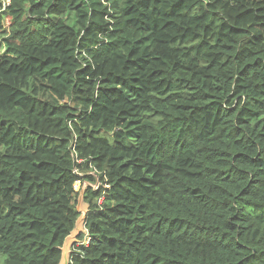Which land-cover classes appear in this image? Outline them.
<instances>
[{
	"label": "trees",
	"instance_id": "16d2710c",
	"mask_svg": "<svg viewBox=\"0 0 264 264\" xmlns=\"http://www.w3.org/2000/svg\"><path fill=\"white\" fill-rule=\"evenodd\" d=\"M9 1L4 264H264V0Z\"/></svg>",
	"mask_w": 264,
	"mask_h": 264
},
{
	"label": "water",
	"instance_id": "95a60500",
	"mask_svg": "<svg viewBox=\"0 0 264 264\" xmlns=\"http://www.w3.org/2000/svg\"><path fill=\"white\" fill-rule=\"evenodd\" d=\"M91 186L92 185H90L87 182L83 183V187H82V190L80 192L81 198H83L85 196L87 188L91 187ZM79 205L77 206L78 207L77 211L80 214V217H79L78 221L76 222L75 229L72 231V233L64 241L63 247L61 249L62 250V258H61L60 264H70L71 250L68 247V242L71 240L72 245H74L75 242L78 243L79 236L84 232L83 230H81V224H83L84 229H85V221H86V217L88 214L89 207H87V209L81 211L79 209Z\"/></svg>",
	"mask_w": 264,
	"mask_h": 264
},
{
	"label": "rangeland",
	"instance_id": "374dc122",
	"mask_svg": "<svg viewBox=\"0 0 264 264\" xmlns=\"http://www.w3.org/2000/svg\"><path fill=\"white\" fill-rule=\"evenodd\" d=\"M3 1V5H4V2L6 1V0H2ZM9 2V1H8ZM8 4V3H7ZM10 23V20L9 19H7V24H9ZM1 52L3 53L4 52V50H1ZM81 190H82V188H81ZM80 204V205H79ZM79 205V209L82 211V210H85V209H87V207H88V205L85 203V201H84V197L83 198H81V195L79 194V196H78V198H77V206ZM78 208V207H77ZM82 214V213H81ZM81 230H83L84 232H85V229H84V226H83V224H81ZM83 232V233H84ZM79 245V243H77V242H75V244L74 245H72V243H71V240L68 242V247L70 248V250L72 251V248H74L75 246H78ZM71 246V247H70ZM0 264H4V258L3 257H0Z\"/></svg>",
	"mask_w": 264,
	"mask_h": 264
},
{
	"label": "built area",
	"instance_id": "2783aa9c",
	"mask_svg": "<svg viewBox=\"0 0 264 264\" xmlns=\"http://www.w3.org/2000/svg\"><path fill=\"white\" fill-rule=\"evenodd\" d=\"M9 0H6L5 2H4V5H3V10H5V8L7 7V5H9V2H8ZM8 3V4H7ZM83 187V183H82V185H81V183H77L76 184V190L78 191L79 189L81 190V188ZM93 188H97L98 187V184L97 185H93L92 186Z\"/></svg>",
	"mask_w": 264,
	"mask_h": 264
},
{
	"label": "clouds",
	"instance_id": "9594fccd",
	"mask_svg": "<svg viewBox=\"0 0 264 264\" xmlns=\"http://www.w3.org/2000/svg\"><path fill=\"white\" fill-rule=\"evenodd\" d=\"M81 192V191H80Z\"/></svg>",
	"mask_w": 264,
	"mask_h": 264
}]
</instances>
